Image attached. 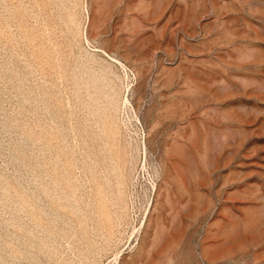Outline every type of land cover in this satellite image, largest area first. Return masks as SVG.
<instances>
[{"label":"rangeland","instance_id":"obj_1","mask_svg":"<svg viewBox=\"0 0 264 264\" xmlns=\"http://www.w3.org/2000/svg\"><path fill=\"white\" fill-rule=\"evenodd\" d=\"M0 264H264V0H0Z\"/></svg>","mask_w":264,"mask_h":264}]
</instances>
